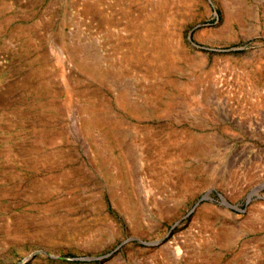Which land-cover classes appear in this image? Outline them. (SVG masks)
I'll return each mask as SVG.
<instances>
[{
  "label": "rangeland",
  "instance_id": "374dc122",
  "mask_svg": "<svg viewBox=\"0 0 264 264\" xmlns=\"http://www.w3.org/2000/svg\"><path fill=\"white\" fill-rule=\"evenodd\" d=\"M0 264H264V0H0Z\"/></svg>",
  "mask_w": 264,
  "mask_h": 264
}]
</instances>
